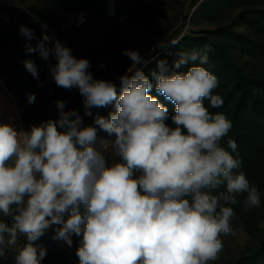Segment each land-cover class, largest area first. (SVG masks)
Masks as SVG:
<instances>
[{"label":"clouds","instance_id":"1","mask_svg":"<svg viewBox=\"0 0 264 264\" xmlns=\"http://www.w3.org/2000/svg\"><path fill=\"white\" fill-rule=\"evenodd\" d=\"M77 24L85 20L77 14ZM26 51L48 60L57 87L77 89L83 116L58 99V117L17 129L0 122V260L11 252L14 264H43L47 249L34 242L49 229L71 247L80 238L79 264H211L219 258L222 236L234 235L233 205L244 195L248 207L261 206V193L243 171L237 143L228 138L232 122L212 108L210 46L176 50L180 38H163L155 47L173 56L159 59L146 74L138 50L123 49L131 67L111 80L94 78L87 58H77L59 40L20 25ZM38 79L37 65L24 60ZM102 67L104 65H101ZM174 105L171 115L152 90ZM29 93V104L35 102ZM208 101V107L205 106ZM114 104L108 118L93 110ZM93 117L85 125L84 117ZM100 143L119 160L108 164ZM83 209V210H82ZM21 237L26 238L21 242Z\"/></svg>","mask_w":264,"mask_h":264},{"label":"trees","instance_id":"2","mask_svg":"<svg viewBox=\"0 0 264 264\" xmlns=\"http://www.w3.org/2000/svg\"><path fill=\"white\" fill-rule=\"evenodd\" d=\"M175 1L36 0L35 4L18 10L10 0H0V78L18 105L25 128L56 119L58 99L66 102V110L76 109L81 115L84 107L77 89L57 87L52 80L48 65L55 63L53 58L44 60L38 53L26 51L27 41L20 35V25L35 32L33 46L44 31L64 38L75 57L90 61L94 78L117 83L132 65L130 58L122 54L123 49L138 50L145 57L147 63L139 67L146 74L156 68L159 59L171 63L173 56L156 48L155 44L182 18L185 21L189 18L180 13L170 14ZM193 6L190 21L208 26L169 37L180 38L177 46L170 47L173 52L212 48L209 58L214 67L211 71L218 79L213 94H219L224 103L210 111L223 113L232 122L223 146L231 153L226 141L228 138L236 141L237 152L231 154L234 157L238 154L242 160L239 171H243L261 193L259 208L246 206L243 194L238 197V204L232 206L234 229L250 236L244 253L233 264H264V0H193ZM57 11L97 16L105 24L104 36L98 40L93 30L65 25L56 15ZM26 59H32L37 65L38 79L25 69ZM117 89L119 91V86ZM29 93L35 94L34 103L27 101ZM151 94L167 105L169 119L166 122L171 125L174 105L154 89ZM204 103L208 107V101ZM113 111L114 104H110L100 108L97 114L108 118ZM118 160L117 157L114 162ZM24 239L21 237L22 243ZM74 239L76 253L80 238L74 235ZM34 243L47 249L43 264H70L69 254L50 233L46 232ZM73 264H79L77 255Z\"/></svg>","mask_w":264,"mask_h":264},{"label":"rangeland","instance_id":"3","mask_svg":"<svg viewBox=\"0 0 264 264\" xmlns=\"http://www.w3.org/2000/svg\"><path fill=\"white\" fill-rule=\"evenodd\" d=\"M10 2L18 10H23L27 6L35 4L36 0H10ZM174 3H175V7L170 9L171 11L170 14L180 13L182 15H188L190 18L194 10L193 0H176ZM77 14L79 13L71 14V13H62L60 11L56 12L58 18H60L65 25L75 24L76 26H78L83 30H93L98 40L104 36L106 31L105 24L97 16L91 13L83 12L85 16V20L82 24L78 25L76 20ZM189 18H187L186 21L182 18L176 24L174 29L168 32L166 35H164L161 39L173 37L175 34L177 35L188 34L191 32V30H197L201 27L208 26L206 24L191 22ZM46 34L50 37V41H49L50 44L53 40H59L62 44L68 46V43L64 38H60L49 32H46ZM90 70L91 72L93 71L92 68ZM116 84L117 86H119V81ZM100 131L103 134L110 136L107 132L103 130ZM110 137L114 138V135ZM221 238L224 244L223 250L220 253L219 258L216 261L211 262V264H233V262L244 253L245 248L250 241V236L248 235V233H246L243 230H235L234 235H226V236H222Z\"/></svg>","mask_w":264,"mask_h":264},{"label":"crops","instance_id":"4","mask_svg":"<svg viewBox=\"0 0 264 264\" xmlns=\"http://www.w3.org/2000/svg\"><path fill=\"white\" fill-rule=\"evenodd\" d=\"M0 122H8L11 123L14 127L19 129L27 130L22 122L18 105L12 96V94L9 92V90L6 88V86H0ZM53 236L52 229H49L47 231ZM73 244L75 245V239L73 236ZM59 245L64 247L67 246L64 242L57 240ZM12 255L8 254L7 260H0L1 264H10L12 260ZM69 260H73V256L69 255Z\"/></svg>","mask_w":264,"mask_h":264},{"label":"built area","instance_id":"5","mask_svg":"<svg viewBox=\"0 0 264 264\" xmlns=\"http://www.w3.org/2000/svg\"><path fill=\"white\" fill-rule=\"evenodd\" d=\"M0 85L5 86V84H4V82H3V80L1 78H0ZM99 109H94L93 110L94 116L98 113ZM83 113H84V111H83ZM83 113H82V116H83ZM84 124L85 125L93 124V117H86L85 116L84 117ZM97 138L98 139H97V145L96 146H97L98 150L103 152V154L105 155V158H112L113 162H114L117 157L113 156L111 148L109 147L107 150H105L103 148V145L100 143L101 141H104V140L111 141L114 138L103 134L99 129L97 130ZM64 249L67 251V253L69 255L73 256V260L70 261V264H73V262L75 261V255H76V253H75V245H72L71 247H64ZM10 264H14V256L12 257V260H11Z\"/></svg>","mask_w":264,"mask_h":264},{"label":"water","instance_id":"6","mask_svg":"<svg viewBox=\"0 0 264 264\" xmlns=\"http://www.w3.org/2000/svg\"><path fill=\"white\" fill-rule=\"evenodd\" d=\"M106 160H107L108 163H112L113 162L112 158H106Z\"/></svg>","mask_w":264,"mask_h":264}]
</instances>
